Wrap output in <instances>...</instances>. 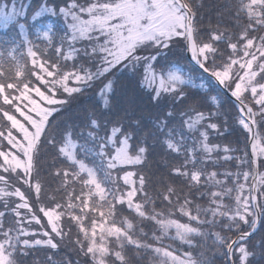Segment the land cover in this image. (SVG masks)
I'll list each match as a JSON object with an SVG mask.
<instances>
[{
    "label": "snow or ice",
    "instance_id": "obj_1",
    "mask_svg": "<svg viewBox=\"0 0 264 264\" xmlns=\"http://www.w3.org/2000/svg\"><path fill=\"white\" fill-rule=\"evenodd\" d=\"M226 14L205 27L194 0H0V264L66 239L88 264H212L164 243L197 238L223 264L264 262V0ZM230 131L243 148L212 143Z\"/></svg>",
    "mask_w": 264,
    "mask_h": 264
},
{
    "label": "trees",
    "instance_id": "obj_2",
    "mask_svg": "<svg viewBox=\"0 0 264 264\" xmlns=\"http://www.w3.org/2000/svg\"><path fill=\"white\" fill-rule=\"evenodd\" d=\"M17 4L21 2V0H16ZM235 0H194V3L200 6V14L203 16V26L207 27L209 23L213 26H217V21L219 18L220 13H225L224 15V21H227L229 19L227 13V7L231 4H233ZM23 3L25 5L31 4L33 7L36 6V0H23ZM219 27L223 30L225 27H231L227 23H221ZM2 34V33H0ZM179 51V49H177ZM31 65L29 64V68ZM196 82H199L197 80ZM95 92L98 93L99 88L97 87ZM215 93H210V95H214ZM86 97V98H85ZM85 97H81L80 103L81 104H90L94 100L93 92H88L85 94ZM223 98V97H222ZM146 100V97H145ZM136 102H139V96H137ZM225 110H230L228 108V105L225 104ZM75 108L70 109V113L74 112ZM243 140V136L240 135L238 131L236 132H231L227 136L219 139V140H212L213 144H220L221 148H223L225 145H230L232 148L240 147L243 148V144L237 145V140ZM242 153H224L221 152V156L224 155H241ZM160 157L157 156L156 159H159ZM182 162V161H181ZM52 163L51 157L45 152L44 155L40 157V165H41V172H40V179L44 182L45 189H56L57 184L59 181L54 180L51 176H49V169L48 165ZM173 164L177 163V161H172ZM222 166L219 168V171L224 172V171H232L235 172L237 169L233 167V162H227L224 163L223 161L221 162ZM128 170H133V169H128ZM211 170V169H210ZM54 171V169H53ZM122 183V182H121ZM157 188H160V185H156ZM177 188L184 187L181 185L179 182L176 183ZM22 190H24L22 188ZM67 191H72V188L69 187ZM149 195L154 196V193L152 192L151 189H148ZM78 192V189H77ZM185 192H187V188H185ZM52 191L48 190L47 195L50 196L52 195ZM57 195V198L59 199L61 196H66L65 192H57L55 193ZM34 197V193H33ZM227 202V201H225ZM159 204V201L156 202ZM196 203H200L203 206L207 207V201H200L197 200ZM165 204H159V207L156 208V211H161L165 208ZM151 207V205H149ZM126 208V206H125ZM168 211H172L171 209H168ZM123 216H128V212L125 210L122 214ZM133 215H135L133 213ZM170 219H180L182 223H187V218L186 217H180L178 212H174L173 215L168 217ZM43 223H47L44 222ZM134 224H138V229L142 228L145 232H148L149 236L155 232L157 235H159V226L155 224L154 221H143L140 223V218L137 217L135 220H133ZM195 226V225H194ZM39 228L40 226H36ZM65 231H67V225H64ZM212 231H220V228H214ZM75 233L76 229L73 228L72 230V239H75ZM170 235L175 236V231L174 229L171 230ZM230 235V233H229ZM59 239V238H57ZM254 240H258L259 236L254 237ZM164 243L167 245H171V248L176 249V255L180 257L181 259L183 258L182 254L185 251H192L194 257H203L204 259H208L212 262V264H223V258L222 257H214L213 256V251L214 248L210 247L212 245V240H207V243H205L204 238H197L193 240V245L192 248H189L187 244H184L183 242L176 240L173 241L171 239H165ZM54 250H50L47 248L39 247V248H34L29 250V254L27 257H21L20 259L23 261V264H47L48 258L51 257L56 264H65V262H71V264H88V260L90 258L84 257L82 253L78 251V247H74L70 244H68L67 239L60 245V248L58 251L53 254ZM251 251V249H250ZM142 264H151V255H146L144 258V261H142ZM264 264V262H262Z\"/></svg>",
    "mask_w": 264,
    "mask_h": 264
},
{
    "label": "rangeland",
    "instance_id": "obj_3",
    "mask_svg": "<svg viewBox=\"0 0 264 264\" xmlns=\"http://www.w3.org/2000/svg\"><path fill=\"white\" fill-rule=\"evenodd\" d=\"M199 82H200V81H199ZM199 82H196V83H199ZM44 222H46V220H45Z\"/></svg>",
    "mask_w": 264,
    "mask_h": 264
},
{
    "label": "water",
    "instance_id": "obj_4",
    "mask_svg": "<svg viewBox=\"0 0 264 264\" xmlns=\"http://www.w3.org/2000/svg\"><path fill=\"white\" fill-rule=\"evenodd\" d=\"M249 151H250V147H249Z\"/></svg>",
    "mask_w": 264,
    "mask_h": 264
}]
</instances>
